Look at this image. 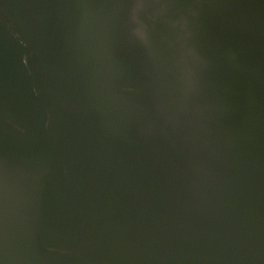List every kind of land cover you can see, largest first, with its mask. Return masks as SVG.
<instances>
[{
	"label": "water",
	"instance_id": "water-1",
	"mask_svg": "<svg viewBox=\"0 0 264 264\" xmlns=\"http://www.w3.org/2000/svg\"><path fill=\"white\" fill-rule=\"evenodd\" d=\"M0 264H264V0H0Z\"/></svg>",
	"mask_w": 264,
	"mask_h": 264
}]
</instances>
